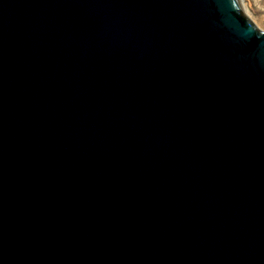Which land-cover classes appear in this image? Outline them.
<instances>
[{
  "label": "water",
  "instance_id": "water-1",
  "mask_svg": "<svg viewBox=\"0 0 264 264\" xmlns=\"http://www.w3.org/2000/svg\"><path fill=\"white\" fill-rule=\"evenodd\" d=\"M0 264H264L242 0H0Z\"/></svg>",
  "mask_w": 264,
  "mask_h": 264
},
{
  "label": "rangeland",
  "instance_id": "rangeland-1",
  "mask_svg": "<svg viewBox=\"0 0 264 264\" xmlns=\"http://www.w3.org/2000/svg\"><path fill=\"white\" fill-rule=\"evenodd\" d=\"M246 12L264 29V0H242Z\"/></svg>",
  "mask_w": 264,
  "mask_h": 264
},
{
  "label": "bare ground",
  "instance_id": "bare-ground-1",
  "mask_svg": "<svg viewBox=\"0 0 264 264\" xmlns=\"http://www.w3.org/2000/svg\"><path fill=\"white\" fill-rule=\"evenodd\" d=\"M248 14V13H247ZM249 15V14H248ZM249 17L255 22V24L260 28L262 29V27L259 25V23L257 21L254 20V18H252L250 15ZM264 31V29H262Z\"/></svg>",
  "mask_w": 264,
  "mask_h": 264
}]
</instances>
